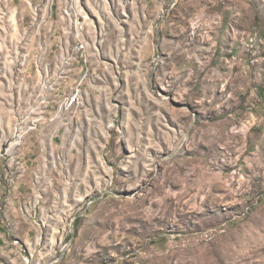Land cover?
I'll return each mask as SVG.
<instances>
[{"label":"rangeland","instance_id":"obj_1","mask_svg":"<svg viewBox=\"0 0 264 264\" xmlns=\"http://www.w3.org/2000/svg\"><path fill=\"white\" fill-rule=\"evenodd\" d=\"M79 1L0 0V264H264V0Z\"/></svg>","mask_w":264,"mask_h":264},{"label":"built area","instance_id":"obj_2","mask_svg":"<svg viewBox=\"0 0 264 264\" xmlns=\"http://www.w3.org/2000/svg\"><path fill=\"white\" fill-rule=\"evenodd\" d=\"M80 1L79 0H59L58 2V15L60 18L64 21H67L69 23H80L81 22V16L78 15V7H79ZM76 50L78 53L84 52L85 51V46L83 44H79L76 46ZM81 98L79 95V92L72 97L71 99H67L66 102L61 105L60 107V112L59 115L65 113V111H72L76 106L81 105ZM44 117L42 118H30L27 123V127L21 126L19 127V145L12 146L13 144L10 145V149H14L17 146H21L22 139L31 131H35L40 124H43L42 122L44 121ZM62 119V118H61ZM64 119H69V115L64 117ZM16 132V131H15ZM17 143V142H16ZM11 149V150H12ZM23 211V208L21 209ZM26 213H28L26 211Z\"/></svg>","mask_w":264,"mask_h":264},{"label":"bare ground","instance_id":"obj_3","mask_svg":"<svg viewBox=\"0 0 264 264\" xmlns=\"http://www.w3.org/2000/svg\"><path fill=\"white\" fill-rule=\"evenodd\" d=\"M15 145L17 144V145H19L20 144V142L18 141L17 143H14ZM14 144L12 145V146H14ZM12 149V148H11Z\"/></svg>","mask_w":264,"mask_h":264}]
</instances>
